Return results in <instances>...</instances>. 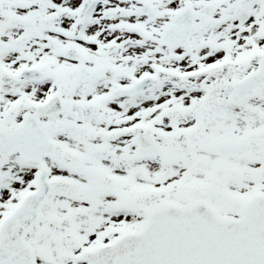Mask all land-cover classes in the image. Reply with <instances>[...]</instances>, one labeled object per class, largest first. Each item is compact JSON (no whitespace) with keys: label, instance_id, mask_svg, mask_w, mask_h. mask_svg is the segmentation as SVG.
<instances>
[{"label":"snow or ice","instance_id":"6c2138e0","mask_svg":"<svg viewBox=\"0 0 264 264\" xmlns=\"http://www.w3.org/2000/svg\"><path fill=\"white\" fill-rule=\"evenodd\" d=\"M0 264H264V0H0Z\"/></svg>","mask_w":264,"mask_h":264}]
</instances>
